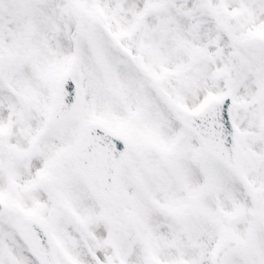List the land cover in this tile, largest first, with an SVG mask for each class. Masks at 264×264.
<instances>
[{
    "label": "snow or ice",
    "instance_id": "snow-or-ice-1",
    "mask_svg": "<svg viewBox=\"0 0 264 264\" xmlns=\"http://www.w3.org/2000/svg\"><path fill=\"white\" fill-rule=\"evenodd\" d=\"M0 264H264V0H0Z\"/></svg>",
    "mask_w": 264,
    "mask_h": 264
}]
</instances>
